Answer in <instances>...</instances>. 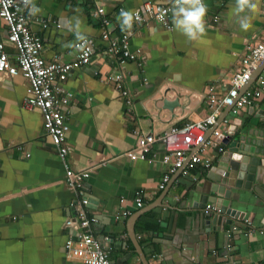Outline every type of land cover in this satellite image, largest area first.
Wrapping results in <instances>:
<instances>
[{
  "label": "crops",
  "instance_id": "crops-1",
  "mask_svg": "<svg viewBox=\"0 0 264 264\" xmlns=\"http://www.w3.org/2000/svg\"><path fill=\"white\" fill-rule=\"evenodd\" d=\"M147 1L169 0H96L117 37L124 28L119 8L131 14ZM203 4V33L189 36L176 23L183 18L174 15L179 7L170 15L171 29L153 20L133 28L129 44L142 63L138 67L130 60L119 65L105 53L93 0H30L31 31L41 38L46 61L68 62L76 40L94 42L91 62L73 70L64 84L72 94L64 108L70 148L65 161L74 171L93 172L80 190L87 204L80 206L81 196L64 183V165L40 111L24 106L28 82L0 74V264H83L67 258L65 249L79 233L65 222L78 221L79 207L93 219L80 232L105 248L111 264L263 263L264 165L254 168L253 177L249 168L257 145H264V93L236 114L224 108L215 124L220 136L210 130L202 162L188 169L186 160L187 172L171 174L164 190L158 189L167 174L161 146L145 161L126 155L135 147L137 131L164 132L207 114L208 87L225 90L227 72L246 45L264 42L261 0H248L242 10L238 0ZM119 71L126 74L132 104L109 80ZM176 98L180 107H163V99ZM235 140L246 149L250 145L249 153H239L249 159L230 173L224 154ZM138 195L145 204L141 209L134 204ZM151 205L130 227L132 216ZM125 210L126 217H117Z\"/></svg>",
  "mask_w": 264,
  "mask_h": 264
},
{
  "label": "built area",
  "instance_id": "built-area-1",
  "mask_svg": "<svg viewBox=\"0 0 264 264\" xmlns=\"http://www.w3.org/2000/svg\"><path fill=\"white\" fill-rule=\"evenodd\" d=\"M93 1L96 7L94 15L101 23L100 37L105 44V53L114 57L119 65L130 60L136 62L138 67L142 66V63L130 50L131 30L141 27L148 20L171 29L170 15L175 8L181 6L176 4L175 0L159 4L147 1L130 14L132 18L128 23H125L123 10L119 8L118 12L122 15L124 28L117 37L108 29L109 20L104 15V8L98 5L96 0ZM261 1L264 6V0ZM201 2L204 3V0ZM30 9V0H0V21L5 27L3 31L0 30V74L20 75L28 82L24 106L40 111L43 129L63 162L64 183L67 188L81 196L80 190L93 169L74 171L65 161L70 148L66 143L69 126L65 119L64 108L69 104L72 94L65 89L64 84L73 70L87 66L91 62L94 42L90 38L76 40L73 44L74 57L68 62L56 59L46 61L42 56L43 42L31 31ZM47 25V22H44L43 27L46 28ZM54 25L60 27L59 23ZM263 61V41L246 45L245 53L238 64L227 72V88L218 91L217 86L208 87L205 93L207 114L198 120L187 121L181 126H172L164 132L137 131L135 147L126 153L127 157L134 161H145L155 145L161 146L163 151L161 162L167 166V174L158 189L164 190L171 174L180 170H183V173L187 172L184 169L186 160L188 169L202 162L200 155L211 143L207 137L210 130L212 129V136L215 138L220 136L215 124L224 108H230L231 113L236 114L254 100L262 98L264 67L255 78L253 87H250V82ZM125 75L119 71L112 74L109 80L114 84L115 90L122 93V96L132 104ZM222 122L227 123L226 120ZM204 163L208 165L207 161ZM79 204L86 205L87 199L81 196ZM134 204L137 209L145 205L140 195L135 197ZM206 209H210V205H207ZM128 214L129 212L125 210L117 217H126ZM77 218L76 222L72 219H67L65 222L67 227L75 226L79 229L76 242L68 240L65 244L66 257L83 264H111L105 248L89 233L80 232L88 228L93 219L89 218L82 207L77 210ZM261 264H264V261Z\"/></svg>",
  "mask_w": 264,
  "mask_h": 264
},
{
  "label": "water",
  "instance_id": "water-1",
  "mask_svg": "<svg viewBox=\"0 0 264 264\" xmlns=\"http://www.w3.org/2000/svg\"><path fill=\"white\" fill-rule=\"evenodd\" d=\"M264 67V61L261 63V65L259 66L258 70L255 72V74L252 77V81L255 80V78L257 77V75L259 74V72L262 70V68ZM163 107L168 109V110H172L173 108L176 107H180L181 105L179 104V98H176L175 100H167V99H163ZM249 141V140H248ZM231 147L228 148V151L224 154L226 155V161L229 163V169H230V173H234V172H239L240 170L243 169L242 166H240L241 164H244L245 162H247L249 159V156L244 157L241 154V151L250 152V145H248V149L244 148L243 145H240L239 143L237 144L236 140H235V144L234 142H231ZM258 148L255 150V153L258 155L255 158H251L250 160V164L252 165V168H249V174L252 173V177L255 174V170L254 168L257 165H264V145L262 146V148L260 149L259 146L260 144L257 145ZM239 170V171H238ZM250 176V178H252ZM159 204V203H158ZM151 208H154V205H151L149 207H146L142 210H140L139 212H137L136 214H134L132 216V218L130 219V227H132V224H134V222L136 221V219L141 216L142 214H144L145 212H147L148 210H150Z\"/></svg>",
  "mask_w": 264,
  "mask_h": 264
},
{
  "label": "clouds",
  "instance_id": "clouds-1",
  "mask_svg": "<svg viewBox=\"0 0 264 264\" xmlns=\"http://www.w3.org/2000/svg\"><path fill=\"white\" fill-rule=\"evenodd\" d=\"M175 3L181 6L175 10L174 15L183 17L177 20L176 23L183 25L185 32L189 36H193L195 31L203 33V17L207 9L201 0H175ZM238 4L242 10L248 4V0H238ZM123 15L125 16V23H128L132 18L128 13ZM242 27L247 29L249 26L245 24Z\"/></svg>",
  "mask_w": 264,
  "mask_h": 264
}]
</instances>
